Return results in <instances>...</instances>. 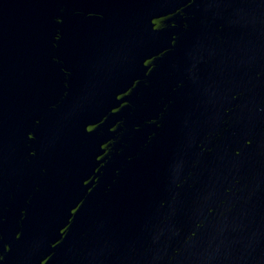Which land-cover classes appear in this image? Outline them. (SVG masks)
Segmentation results:
<instances>
[{
  "label": "water",
  "instance_id": "obj_1",
  "mask_svg": "<svg viewBox=\"0 0 264 264\" xmlns=\"http://www.w3.org/2000/svg\"><path fill=\"white\" fill-rule=\"evenodd\" d=\"M0 264H264V0H0Z\"/></svg>",
  "mask_w": 264,
  "mask_h": 264
}]
</instances>
